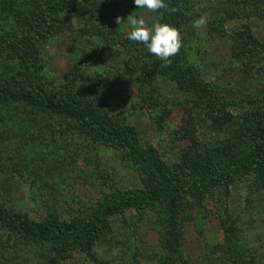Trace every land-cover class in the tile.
<instances>
[{"label":"trees","instance_id":"1","mask_svg":"<svg viewBox=\"0 0 264 264\" xmlns=\"http://www.w3.org/2000/svg\"><path fill=\"white\" fill-rule=\"evenodd\" d=\"M130 1L0 0V142L14 121L21 126L28 121L32 140H40L44 149L58 137L80 140L75 145L90 153L119 155L136 178L135 187L112 182L109 192L90 206L75 207L70 218L50 204L48 214L34 218L22 207L0 202V264H61L75 254L108 264L98 244L112 232V220L131 210L150 215L158 232L159 252L152 264H191L184 253L186 221L202 225L208 202L224 190L219 202L225 204L242 178L264 190V34L259 36L252 22H264V0H224L219 16L209 22L211 32L230 41L235 82L204 78L195 39L188 35L196 20L190 16L191 0H166V8L147 22L169 23L181 32L182 47L166 65L126 38L129 27L122 12L133 7ZM117 16L125 23L117 24ZM72 17L82 20L102 52L118 48L125 55L118 68L120 83L137 90L159 131L173 109L187 115L180 135L187 143L174 155L147 140L130 118L115 113L106 80L112 71L95 66L87 75L86 62L77 61L62 84L48 78L43 49L71 25ZM232 19L241 20L240 28H226ZM163 82L175 88L171 98L164 95ZM223 226L226 264H259L244 255L235 223Z\"/></svg>","mask_w":264,"mask_h":264},{"label":"rangeland","instance_id":"2","mask_svg":"<svg viewBox=\"0 0 264 264\" xmlns=\"http://www.w3.org/2000/svg\"><path fill=\"white\" fill-rule=\"evenodd\" d=\"M223 2L191 0L190 16L194 20L203 17L206 23L200 29L191 27L188 35L191 33L195 39L193 50L196 60L202 65L204 78L235 82L238 75L234 71L230 41L221 39L218 33L209 30V22L219 16L216 13ZM130 3L133 7L122 12L125 21L129 15L142 17L146 22L153 18L155 12L137 9L133 1ZM252 22L259 36L264 34V22L261 23L259 19H253ZM240 26L239 19L226 23L229 30ZM102 48L99 41L88 36L82 20L72 17L71 25L45 44L42 61L46 75L57 84H62L68 77L71 65L77 61L86 62L87 75H92L95 66L112 71L110 76L106 75V80L108 87H111L108 91L113 95L115 113L130 118L147 140L154 142L162 152L174 155L187 143V139L180 137L187 115L181 109H173L168 125L159 131L153 120L154 114L141 107L137 90L120 83L118 68L125 55L118 48L109 52H102ZM162 85L166 97L171 98L176 93L170 83L163 82ZM23 122L25 124L21 126L19 121H14L13 128L4 131L0 142L1 203L14 208L22 207L34 218L48 214L47 205L50 204L70 218L76 212L75 207L84 204L90 206L109 192L112 182L117 181L127 188L136 186L134 172L119 155L90 153L75 145L80 140L71 139L69 142L62 140V137H58L49 150L44 149L40 140H32L31 123ZM40 134L44 137V134ZM223 195L226 194L221 190L214 201L208 200L207 209L202 211L205 213L202 225L197 226L194 220L186 221V258L191 264H226L222 250L225 248L222 247L225 236L223 225L234 222L244 255L256 257L259 264H264V190L242 178L231 187L225 204L219 202L223 200ZM148 216L131 210L124 216L115 217L112 220V232L98 244L101 258L107 260L108 264H152L151 257L159 252V237L152 217ZM61 264L97 263L75 254Z\"/></svg>","mask_w":264,"mask_h":264},{"label":"clouds","instance_id":"3","mask_svg":"<svg viewBox=\"0 0 264 264\" xmlns=\"http://www.w3.org/2000/svg\"><path fill=\"white\" fill-rule=\"evenodd\" d=\"M133 4L137 9H146L149 12L166 8V0H133ZM116 22L119 25L125 23L120 16L116 17ZM126 22L129 27L126 38L143 44L150 54L165 62V65L170 62L171 57L179 53L182 47V35L174 25L160 22L149 25L144 18L132 15L127 17ZM205 23V19L201 17L193 21L192 27L200 29Z\"/></svg>","mask_w":264,"mask_h":264}]
</instances>
